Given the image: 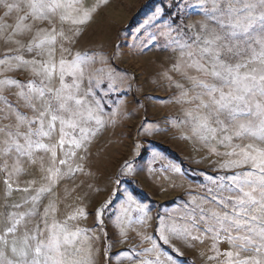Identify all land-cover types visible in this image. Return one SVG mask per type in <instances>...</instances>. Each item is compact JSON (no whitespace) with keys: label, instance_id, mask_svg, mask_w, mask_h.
<instances>
[{"label":"snow or ice","instance_id":"6c2138e0","mask_svg":"<svg viewBox=\"0 0 264 264\" xmlns=\"http://www.w3.org/2000/svg\"><path fill=\"white\" fill-rule=\"evenodd\" d=\"M0 9L4 10L0 36L9 45L0 54V171L8 170V159L13 161L12 171L4 181V207L8 211L0 213L7 221L0 234V264H97V231L104 237V256L110 261L108 252L113 245L105 228V214L115 216L114 223L122 236L126 234L124 227L132 223L150 225L153 206L138 198L134 177L142 170L149 174L154 171L151 164L156 154L150 156L146 169L135 161L125 162L112 182L108 199L96 209L95 227L91 230L68 226V220L87 219L84 207L76 208L61 223L54 216V199H49L42 215L39 206L46 196L53 195L61 179L84 170L81 164L72 167L69 158L75 152H64L65 144L83 150L80 160H86L87 145L106 124L104 97L120 94L118 83L135 80L114 62L122 46L115 45L112 57L76 52L71 61L65 59V53H72L64 43L74 44L96 11L95 7L81 11L78 0H0ZM185 10L184 0H161L132 30V43L123 47L151 50L162 36L168 41L162 51L169 47L179 51L171 69L161 75L179 89L172 102L181 106L182 116L165 123L179 129L181 139H196L210 153L226 157L218 166L222 174L204 177L202 196L161 206L163 211L155 217L154 233L142 237L151 247L126 250L117 254V259L122 255L130 264H186L179 259L183 253L173 241L191 246L192 241L203 243L209 238L217 255L221 254L220 243L226 242L232 249L223 253L228 258L226 264H264V0H199L197 14H202L204 21L197 32L183 24ZM13 12L16 20L8 23ZM57 24L61 25L59 29ZM28 33L33 35L25 45L18 37ZM57 36L61 38L58 63ZM25 53L30 58H25ZM97 61L102 67L89 71ZM25 71L32 77L27 82L8 75ZM169 71L179 73L184 82L173 81ZM54 78L58 86L53 84ZM130 90L131 83L126 91ZM157 100L152 98L153 102ZM22 108L32 115L22 112ZM57 122L61 132L59 148L65 157L58 163L67 166V171L57 167V145L42 142ZM153 124L145 118L138 134L167 131L158 127L153 131ZM65 125L73 130L70 140H66ZM234 139L250 142L241 147L233 144ZM212 141L231 150L221 153ZM134 149L138 161L141 145L137 143ZM36 150L51 153V165L43 176L45 183L33 188L36 181H29L28 186L17 185L14 189L12 175L23 171L22 162L31 159ZM171 171L182 173L174 164ZM13 191L25 195L21 201L9 204ZM25 205L30 208L19 211ZM133 211L139 213L135 219ZM37 215L43 227L37 224L29 230L26 220ZM21 228L24 231L17 236Z\"/></svg>","mask_w":264,"mask_h":264},{"label":"rangeland","instance_id":"374dc122","mask_svg":"<svg viewBox=\"0 0 264 264\" xmlns=\"http://www.w3.org/2000/svg\"><path fill=\"white\" fill-rule=\"evenodd\" d=\"M160 2L161 0H104V2L101 0H78L81 11L93 7L96 8V11L92 13L91 21L83 26V31L76 37L75 43L71 45L64 43V47H70L72 53V55L65 53V59L68 61L73 59L76 52L99 53L106 57H112L116 52L115 45L120 44L122 47L114 62L117 67L135 77V80L132 82L125 81L122 84L118 83L117 87L120 89V94L112 93L110 97H104L103 119L106 124L103 130L92 138L87 145L86 160H80V157L85 154L83 150L69 148L68 144H65L64 152H75V156L69 158L72 167L81 164L84 170L83 172H76L71 178L61 179L55 185L53 195L46 196L42 200L39 213L42 215L43 208L49 199H54L57 205V210L54 213L55 219L63 223L76 208L84 207L86 213L89 214L87 219L68 220V226L72 229L79 227L91 230L95 227L94 213L108 199L114 187L112 182L125 162L135 161L141 169H146L150 156L157 155L155 162L151 164L154 169L153 172L149 174L142 170L138 176L134 177L138 198L153 206L151 212L153 219L150 225L132 223L131 226L124 227L126 234L122 236L120 228L114 223L115 216L106 213L105 228L113 245L108 256H111L112 259L106 260L104 237L97 231L94 233V235L100 236L99 242L94 245L100 249L97 264H130L129 259L122 255L117 259V254L129 249L143 251V249L151 247V244L143 240L142 237L145 234L154 233L156 228L155 217L163 211L161 206L170 205L178 199L185 201L192 196H202L204 194V177L222 174L218 170V166L226 159L224 156L210 153L209 148L196 139H181L180 130L165 123L169 118L182 116L181 106L172 102V98L178 95L179 89L170 86L169 82L161 75L164 71L171 69L172 64L179 58V51H173L170 47L167 51H162L168 44V41L162 36L159 37L155 47H152L151 50L141 52L123 47V45L132 43L130 39L132 30L150 9ZM198 4L199 0H184L186 10L183 16V24L192 26V32L199 31V26L204 21L203 15L197 14ZM3 11L0 9V16L3 15ZM16 16L17 14L13 12L8 23H14ZM60 27L61 25L57 24V28ZM63 27L66 31L68 25L65 24ZM32 35L33 33H28L18 38L26 45ZM60 40L61 38L57 36V63L60 58ZM8 46L0 36V54ZM25 58L30 57L25 53ZM101 67L102 65L97 61L89 68V71L94 72ZM168 74L173 81L184 82L179 73L169 71ZM8 75L23 82L32 78L30 73L26 71L11 72ZM70 79V77H66V80ZM103 83L107 84V80H104ZM129 83H131V90L126 91ZM53 84L58 86V79L54 78ZM153 97L158 98V100L153 102ZM145 109H147L146 113ZM21 111L29 116L32 115L28 109L22 108ZM145 118L154 122L153 131L157 127L160 130L167 129V131H161V134L156 135L138 134ZM64 132L66 140H70L74 135L73 130L67 125L64 126ZM185 134L188 135L187 132ZM60 136V124L57 122L51 135L43 137L42 142L48 145H57V167L61 171H67V166L58 163L60 158H65L64 152L59 148ZM249 142L248 140H233V144L241 147ZM137 143L141 145V155L138 161L134 157V146ZM212 144L221 153L231 150L216 145L215 141H212ZM239 150L238 148L237 151ZM2 163L3 161H0V164ZM12 164V159H8V170L0 171V213L8 211L4 207L6 187L4 181L8 178V173L12 171ZM172 164L181 168L182 173L171 171ZM50 165L51 153L42 150L34 151L31 159L25 158L22 162L23 171L19 175H12L13 188L15 189L17 185L20 187L28 186L29 181H36L32 185L33 188L39 187L45 183L43 176L47 174L46 170ZM162 168L167 170L160 171ZM239 170L243 171V169ZM32 194L34 193L27 195ZM24 195V193L13 191L7 203L19 202ZM29 208L30 205H25L19 211H27ZM131 215L135 219L139 213L133 211ZM51 219L52 214L49 216V222ZM26 223L29 230L34 229L37 224L43 227L40 215L27 219ZM6 226L7 221L0 215V234ZM23 231L24 229L21 228L17 236L21 235ZM9 241H11V237H9ZM173 243L180 248L183 255L179 259L186 264H226L228 258L223 253L232 250L226 242L220 243L218 249L221 254L217 255L212 250L213 241L209 238H205L203 243L192 241L190 242L191 246H186L179 241H173ZM244 255V253L241 254L242 257Z\"/></svg>","mask_w":264,"mask_h":264},{"label":"trees","instance_id":"16d2710c","mask_svg":"<svg viewBox=\"0 0 264 264\" xmlns=\"http://www.w3.org/2000/svg\"><path fill=\"white\" fill-rule=\"evenodd\" d=\"M174 160V159H173ZM175 161V160H174Z\"/></svg>","mask_w":264,"mask_h":264}]
</instances>
